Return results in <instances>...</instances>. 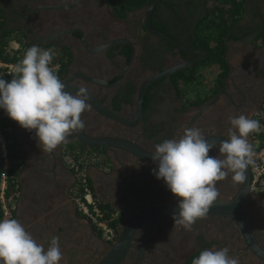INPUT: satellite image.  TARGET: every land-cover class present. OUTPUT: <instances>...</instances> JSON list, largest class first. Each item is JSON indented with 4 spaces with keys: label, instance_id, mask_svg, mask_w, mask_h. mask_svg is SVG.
<instances>
[{
    "label": "flooded vegetation",
    "instance_id": "1",
    "mask_svg": "<svg viewBox=\"0 0 264 264\" xmlns=\"http://www.w3.org/2000/svg\"><path fill=\"white\" fill-rule=\"evenodd\" d=\"M192 4L191 20L196 22L202 15L200 0ZM157 5L160 8L156 17ZM170 5H180L181 14V0H159L149 25L181 45V19L173 18L170 24ZM146 7L130 12L126 18H117L101 0H0V31L10 39L8 51L24 56L33 45L51 49L53 63L49 67L64 83L65 90L75 95L82 85L88 89L91 107L81 114L85 126L80 131L88 137L89 144L104 145L85 146L78 142L73 130L53 151L42 152L35 130H26L9 118L12 142L20 156L13 164L21 166V174L24 167H29L25 152H33L38 159L32 172L40 185L39 195L41 192L52 199L59 190L71 198L74 206L77 182L73 161L86 163L97 199L89 169L100 170L107 201L104 203L116 213L118 235L122 223L134 213L179 203L164 181L153 174L157 162L151 153L156 144L179 139L185 128L196 127L209 143H215L217 147L209 155L216 157L219 143L229 139V116L255 119L264 113V37L260 36L264 31V0L245 2L238 27L225 43V70L219 66L208 68L209 78L201 70L190 100L181 99V81L176 83L173 78L189 69L197 56L181 70L187 55L147 30ZM165 71L171 72L160 77ZM12 75L15 73L6 74ZM247 139L252 146V133ZM111 140L133 147L112 146ZM59 166L60 182L55 179ZM19 174L16 195L6 197L11 209L9 219H17ZM232 175L229 172L224 180L216 182L219 196L213 204L238 207L234 212L206 215L197 219L190 230L174 227L173 219L156 221L150 229L143 226L135 232L132 247L121 264H187L202 250L225 247L240 264H264V187L255 193L250 190V170L244 184L233 182ZM98 238V252L85 258L77 251L78 258H68L61 264H98L113 245Z\"/></svg>",
    "mask_w": 264,
    "mask_h": 264
},
{
    "label": "clouds",
    "instance_id": "2",
    "mask_svg": "<svg viewBox=\"0 0 264 264\" xmlns=\"http://www.w3.org/2000/svg\"><path fill=\"white\" fill-rule=\"evenodd\" d=\"M52 60L51 49L33 45L14 66L16 75L10 81L0 78V109L22 128L35 130L42 152L53 151L73 130L83 129L81 114L91 107L87 87L80 86L75 95L67 92L49 67ZM228 119L229 139L219 143V156L209 155L217 146L209 143L196 127L185 128L179 139H166L155 145L151 157L158 170L153 169V174L164 181L179 201L178 213L172 217L174 227L190 230L197 219L205 217L219 196L216 182L224 180L229 172L233 173V182H245V170L255 155L247 137L258 132L261 125L245 115ZM61 259L58 237H52L45 250L17 219L0 221L2 264H59ZM191 264H240V261L230 256L225 247L202 250Z\"/></svg>",
    "mask_w": 264,
    "mask_h": 264
},
{
    "label": "trees",
    "instance_id": "3",
    "mask_svg": "<svg viewBox=\"0 0 264 264\" xmlns=\"http://www.w3.org/2000/svg\"><path fill=\"white\" fill-rule=\"evenodd\" d=\"M105 2L112 10L117 18H126L128 14L134 10L146 7L152 0H101ZM186 1V2H185ZM247 0H200L202 9L201 17L194 22L191 20L190 7L193 6V0H181V14L180 5H170L169 21L173 22V18L181 19V44L191 48L197 56L195 63L187 70L182 71L179 76L173 78L174 82L181 81V99L190 100L186 89L192 85L195 86L198 80V73L201 70L219 66L222 70L226 68L224 63V54L226 51V40L238 27L245 2ZM157 5L154 9V16L157 17ZM184 8L186 12H184ZM1 28V27H0ZM264 37V31L260 34ZM10 39L7 34L0 31V61L12 63L16 65L23 56H17L8 51V43ZM53 63V62H51ZM16 75V74H15ZM15 75H3L0 78L10 81ZM194 97V94L192 98ZM194 105L193 102H190ZM260 122L261 127L264 126V113L255 118ZM11 122L9 117L0 109V131L7 142V157L10 160L9 168L6 172V186L5 197L7 199L13 198L17 193V178L20 171L19 164H13L14 161L20 159L19 152L12 142V133L10 131ZM255 136V133L252 132ZM259 136V135H258ZM78 158V157H76ZM79 159V158H78ZM2 173V159L0 157V176ZM109 212L111 210L108 206H104ZM195 255L188 260L187 264H191Z\"/></svg>",
    "mask_w": 264,
    "mask_h": 264
},
{
    "label": "crops",
    "instance_id": "4",
    "mask_svg": "<svg viewBox=\"0 0 264 264\" xmlns=\"http://www.w3.org/2000/svg\"><path fill=\"white\" fill-rule=\"evenodd\" d=\"M25 153L29 167H24L19 174L21 178L19 177L18 187L20 186L21 193L18 194L20 201L16 207L17 220L26 228L34 240L44 246L45 250L50 246L52 237L59 238L62 253L59 264L68 258H78L80 253H84L85 258H88L98 252L99 235L97 236L89 222L77 213L69 196L59 192V190L56 191L52 199L46 198L41 192L39 195L37 191H39L40 185L33 179L32 172L38 164V159L33 152L26 151ZM60 169V166L55 169V179L59 182L62 180ZM89 173L93 180L96 196L103 200L101 202H107L103 195V173L97 169H89ZM70 178L68 180L72 181Z\"/></svg>",
    "mask_w": 264,
    "mask_h": 264
},
{
    "label": "built area",
    "instance_id": "5",
    "mask_svg": "<svg viewBox=\"0 0 264 264\" xmlns=\"http://www.w3.org/2000/svg\"><path fill=\"white\" fill-rule=\"evenodd\" d=\"M10 73H15L14 66L0 63V75ZM254 133L252 149L255 155L252 157L253 162L249 164L250 190L253 193L258 192L264 187V126L260 127V130ZM0 157L2 159L0 211L3 219H9L11 217V209L7 205L5 190L6 172L9 168L10 160L7 157V142L1 131ZM72 171L77 182V193L74 198V203L78 214L91 224L103 241L114 244L118 237L116 213L107 211L104 207L106 205L94 196L87 173V165L83 160L73 161Z\"/></svg>",
    "mask_w": 264,
    "mask_h": 264
},
{
    "label": "water",
    "instance_id": "6",
    "mask_svg": "<svg viewBox=\"0 0 264 264\" xmlns=\"http://www.w3.org/2000/svg\"><path fill=\"white\" fill-rule=\"evenodd\" d=\"M159 2V0H152L146 7L144 13L146 16V27L147 30L153 33L155 36L169 42L177 49H180L181 52L185 53L188 57V60L184 63H181V70L188 68L196 59L194 51L187 47L186 45L179 44L171 40L170 38L166 37L165 35L158 33L149 25V18L152 13V10L155 4ZM171 71H165L164 73L160 74L159 76H167ZM75 137L77 138L78 142L81 144L88 146V147H104V145H97V144H89L87 142L88 137L84 135L80 129L74 130ZM112 146H119L120 144H125V147L132 148L133 145L127 142H115L111 140ZM249 176V167L245 170V177L246 179ZM50 188V187H48ZM47 188V189H48ZM241 195H238V198ZM242 200V197H241ZM235 205V204H234ZM238 208V207H237ZM237 208L233 207L232 205H222V204H213L207 215L210 214H230L234 212ZM178 213V204H167V205H159L154 207H149L142 209L129 218H127L121 225L119 229V235L117 241L112 245L110 251L105 255V257L98 263V264H121L125 259L129 249L132 247V239L137 230H139L143 226H148L150 229L154 222L165 220V219H172L175 213Z\"/></svg>",
    "mask_w": 264,
    "mask_h": 264
},
{
    "label": "rangeland",
    "instance_id": "7",
    "mask_svg": "<svg viewBox=\"0 0 264 264\" xmlns=\"http://www.w3.org/2000/svg\"><path fill=\"white\" fill-rule=\"evenodd\" d=\"M205 70V73H206V78H209L210 77V75H211V71L209 70V69H204ZM194 91H195V86L194 85H192V86H190V87H188L187 89H186V94L188 95V97H192L193 96V94H194Z\"/></svg>",
    "mask_w": 264,
    "mask_h": 264
}]
</instances>
